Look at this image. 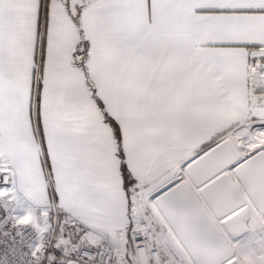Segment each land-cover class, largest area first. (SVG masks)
<instances>
[{
  "label": "snow or ice",
  "instance_id": "6c2138e0",
  "mask_svg": "<svg viewBox=\"0 0 264 264\" xmlns=\"http://www.w3.org/2000/svg\"><path fill=\"white\" fill-rule=\"evenodd\" d=\"M0 264H264V0H0Z\"/></svg>",
  "mask_w": 264,
  "mask_h": 264
}]
</instances>
